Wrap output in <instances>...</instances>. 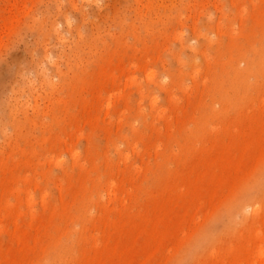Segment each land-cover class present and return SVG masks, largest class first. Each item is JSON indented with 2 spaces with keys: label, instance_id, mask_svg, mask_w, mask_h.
I'll return each mask as SVG.
<instances>
[{
  "label": "rangeland",
  "instance_id": "obj_1",
  "mask_svg": "<svg viewBox=\"0 0 264 264\" xmlns=\"http://www.w3.org/2000/svg\"><path fill=\"white\" fill-rule=\"evenodd\" d=\"M260 248L264 0H0V264Z\"/></svg>",
  "mask_w": 264,
  "mask_h": 264
},
{
  "label": "bare ground",
  "instance_id": "obj_2",
  "mask_svg": "<svg viewBox=\"0 0 264 264\" xmlns=\"http://www.w3.org/2000/svg\"><path fill=\"white\" fill-rule=\"evenodd\" d=\"M244 257V255H242ZM259 264H264V249L260 248V258H259ZM258 261H256L258 263ZM244 262V261H243ZM246 262V261H245ZM247 263V262H246ZM244 263V264H246ZM240 264V263H239ZM248 264V263H247Z\"/></svg>",
  "mask_w": 264,
  "mask_h": 264
}]
</instances>
